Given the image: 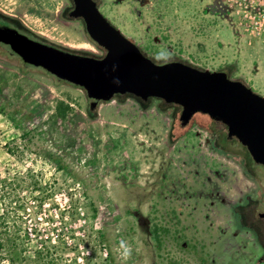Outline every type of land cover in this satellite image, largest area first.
<instances>
[{"label":"rangeland","instance_id":"1","mask_svg":"<svg viewBox=\"0 0 264 264\" xmlns=\"http://www.w3.org/2000/svg\"><path fill=\"white\" fill-rule=\"evenodd\" d=\"M96 1L152 60L224 70L264 96V50L221 0ZM71 8L0 0V22L102 56ZM180 110L119 94L90 110L83 88L0 42V181L13 184L0 213L22 228V255L35 264H264L245 212L264 207V168L207 114L178 129Z\"/></svg>","mask_w":264,"mask_h":264},{"label":"water","instance_id":"2","mask_svg":"<svg viewBox=\"0 0 264 264\" xmlns=\"http://www.w3.org/2000/svg\"><path fill=\"white\" fill-rule=\"evenodd\" d=\"M67 15L83 21L88 36L104 49L102 56L72 52L3 22L0 42L24 65L83 88L90 110L117 94L130 93L144 101L155 97L179 105L180 126L196 113L207 114L226 125L227 136H235L252 160L264 167V96L224 70L178 60L155 62L100 12L96 0H72Z\"/></svg>","mask_w":264,"mask_h":264},{"label":"trees","instance_id":"3","mask_svg":"<svg viewBox=\"0 0 264 264\" xmlns=\"http://www.w3.org/2000/svg\"><path fill=\"white\" fill-rule=\"evenodd\" d=\"M8 25L16 27L18 30L26 33L30 37L36 38V39L41 40L43 42H47L45 40L39 39V38L35 37L34 35L28 33L26 30L19 27L18 25L10 24V23H8ZM47 43H49V42H47ZM100 48H102V47H100ZM70 51L76 52L73 50H70ZM76 53L89 55V54L81 53V52H76ZM167 61H171V60H165V61L157 62V63H163V62H167ZM26 66L34 67L32 65H26ZM226 73L229 76L228 72H226ZM229 77L231 78V76H229ZM124 95H132V94L125 93ZM136 98H138L141 101H144V100L140 99L139 97H136ZM150 98H152V97H150ZM89 114L93 115V112L89 111ZM178 129H181V126L179 124H178ZM5 180L6 179H2L0 181V199L5 198V196H6L4 191H3V190H5L4 188H5L6 184L9 187L11 185H13L11 181H9V180L5 181ZM8 220H9V213L7 211H5V212L3 211L2 213H0V262L3 261L6 264H31V263L33 264L34 259H28V257L26 255H22L23 254L22 250L25 248L24 247L25 245H23L24 243L22 244V228L20 227V229H14L12 226L11 227L7 226L6 224L9 222ZM153 232H155L154 229H153ZM24 261H25V263H24Z\"/></svg>","mask_w":264,"mask_h":264},{"label":"built area","instance_id":"4","mask_svg":"<svg viewBox=\"0 0 264 264\" xmlns=\"http://www.w3.org/2000/svg\"><path fill=\"white\" fill-rule=\"evenodd\" d=\"M230 10L236 26L264 50V0H221Z\"/></svg>","mask_w":264,"mask_h":264},{"label":"flooded vegetation","instance_id":"5","mask_svg":"<svg viewBox=\"0 0 264 264\" xmlns=\"http://www.w3.org/2000/svg\"><path fill=\"white\" fill-rule=\"evenodd\" d=\"M192 119V118H191ZM190 119V120H191ZM216 121V120H215ZM190 122V121H189ZM218 123H220L221 125H222V127H223V129H224V131L226 132V137H227V139H235V140H237V138L235 137V136H232V137H228L227 136V127H226V125H224L222 122H220V121H217ZM186 126V125H185ZM185 126H181V128H184ZM238 141V140H237ZM238 143L243 147V148H245L246 149V147L245 146H243L239 141H238ZM247 150V149H246ZM248 151V150H247ZM249 153V152H248ZM250 155V154H249ZM251 157V156H250ZM251 160H252V158H251ZM253 161V160H252ZM254 162V161H253ZM255 164H257V165H259V166H261L262 168H264L262 165H260V164H258V163H256V162H254ZM255 204V203H254ZM256 204H258V203H256ZM256 204L255 205H250L249 207H251V208H247L246 210H245V212H246V214H247V216H246V222L248 223V224H246V228L248 229V230H251V231H254V230H258V233L260 234V247H261V250H262V252H263V257H264V207H260V208H256V209H254L253 207L254 206H256ZM255 220H257V225H256V221Z\"/></svg>","mask_w":264,"mask_h":264},{"label":"clouds","instance_id":"6","mask_svg":"<svg viewBox=\"0 0 264 264\" xmlns=\"http://www.w3.org/2000/svg\"><path fill=\"white\" fill-rule=\"evenodd\" d=\"M121 248H123L125 251H124V256H125V259L131 254V249L129 247H127L126 243L125 242H121Z\"/></svg>","mask_w":264,"mask_h":264}]
</instances>
